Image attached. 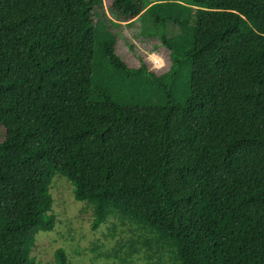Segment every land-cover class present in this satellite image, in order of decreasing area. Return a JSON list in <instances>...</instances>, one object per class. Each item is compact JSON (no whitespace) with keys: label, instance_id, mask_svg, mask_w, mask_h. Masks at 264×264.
I'll use <instances>...</instances> for the list:
<instances>
[{"label":"trees","instance_id":"obj_1","mask_svg":"<svg viewBox=\"0 0 264 264\" xmlns=\"http://www.w3.org/2000/svg\"><path fill=\"white\" fill-rule=\"evenodd\" d=\"M143 4L111 7L169 50L163 74L120 53L102 0H0V264H39L57 180L130 234L100 256L264 264V0Z\"/></svg>","mask_w":264,"mask_h":264},{"label":"rangeland","instance_id":"obj_2","mask_svg":"<svg viewBox=\"0 0 264 264\" xmlns=\"http://www.w3.org/2000/svg\"><path fill=\"white\" fill-rule=\"evenodd\" d=\"M101 20L103 18L122 23L121 26L106 25L114 36H117V49L129 61L131 66L140 63L130 50L129 43H133L146 57L150 69L157 74H163L171 65L170 52L167 48L155 47L156 39L143 32L141 24L119 21L118 14L112 10V0H102ZM153 0H144V6ZM192 4L194 0H177ZM103 16V17H102ZM99 18V17H98ZM96 18V20H98ZM157 49V50H156ZM6 137V130L0 124V143ZM53 193L55 203L53 212L57 217V224L52 231L41 232L37 237V245L33 254L39 264H56V254L63 249L70 264H146L141 254H134L128 262H120L115 256H100L104 253L113 254L117 243H127L130 234L125 232L115 237L111 233L109 224L94 229L91 225L92 212L86 202L74 198L73 186L65 180H57ZM124 250L126 247L123 248Z\"/></svg>","mask_w":264,"mask_h":264}]
</instances>
